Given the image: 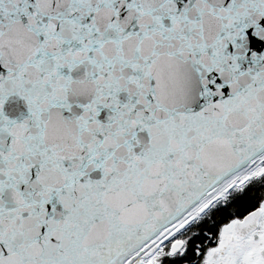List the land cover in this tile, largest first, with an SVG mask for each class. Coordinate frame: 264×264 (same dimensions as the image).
<instances>
[{
  "label": "snow or ice",
  "instance_id": "obj_1",
  "mask_svg": "<svg viewBox=\"0 0 264 264\" xmlns=\"http://www.w3.org/2000/svg\"><path fill=\"white\" fill-rule=\"evenodd\" d=\"M0 264H264V0H0Z\"/></svg>",
  "mask_w": 264,
  "mask_h": 264
}]
</instances>
